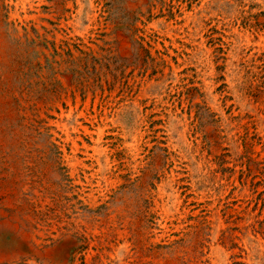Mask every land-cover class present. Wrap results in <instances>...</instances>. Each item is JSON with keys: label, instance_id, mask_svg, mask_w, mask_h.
Here are the masks:
<instances>
[{"label": "rangeland", "instance_id": "374dc122", "mask_svg": "<svg viewBox=\"0 0 264 264\" xmlns=\"http://www.w3.org/2000/svg\"><path fill=\"white\" fill-rule=\"evenodd\" d=\"M0 264H264V0H0Z\"/></svg>", "mask_w": 264, "mask_h": 264}, {"label": "bare ground", "instance_id": "6f19581e", "mask_svg": "<svg viewBox=\"0 0 264 264\" xmlns=\"http://www.w3.org/2000/svg\"><path fill=\"white\" fill-rule=\"evenodd\" d=\"M11 1V0H10ZM37 20V19H36ZM64 126V125H63ZM85 177V176H84ZM91 194V193H90Z\"/></svg>", "mask_w": 264, "mask_h": 264}]
</instances>
